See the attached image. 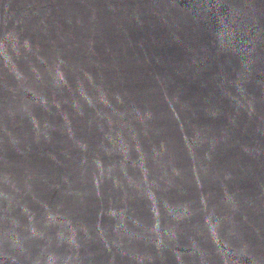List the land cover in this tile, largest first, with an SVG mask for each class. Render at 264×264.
I'll list each match as a JSON object with an SVG mask.
<instances>
[{
  "label": "water",
  "instance_id": "1",
  "mask_svg": "<svg viewBox=\"0 0 264 264\" xmlns=\"http://www.w3.org/2000/svg\"><path fill=\"white\" fill-rule=\"evenodd\" d=\"M0 264H264V0H0Z\"/></svg>",
  "mask_w": 264,
  "mask_h": 264
}]
</instances>
